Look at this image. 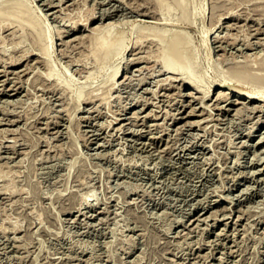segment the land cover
Returning a JSON list of instances; mask_svg holds the SVG:
<instances>
[{"label":"rangeland","instance_id":"obj_1","mask_svg":"<svg viewBox=\"0 0 264 264\" xmlns=\"http://www.w3.org/2000/svg\"><path fill=\"white\" fill-rule=\"evenodd\" d=\"M27 1L33 7L34 13L39 14L49 28L53 26L49 33L53 36L49 57L53 69L50 76L46 75L48 70L45 68L47 67H42L35 60L37 56L44 57L39 53L34 54L35 51L31 50L34 47H31L32 43L29 44V39L27 40L29 42L25 41L26 45L24 43V46H27L26 49L32 52H23L24 56L23 54L20 56L23 58L15 61L17 66L10 67V64H7L10 59L8 53L11 51V48H9L11 44L9 45L8 42L10 37L7 38L0 31V41L1 38L5 37L1 43L4 42V46L6 45V55L8 54V60L5 59L4 66H2L3 62L0 66L1 69L6 71V73L0 72L2 76V78L0 76V80H4V83L0 81V99L2 98L0 108L2 105L4 107L0 112V163L2 162L0 167L4 171L5 168L9 169L6 173L0 168V182L2 183L0 184V264H264V147L262 144L264 143V122L259 124L260 119L264 117V100H262L264 96L260 100L253 101L249 100L247 95L243 97L238 94L240 92L238 89H242L241 85L244 86L243 89H248L247 91H264V82L261 79L253 78L250 80L251 78H248L246 79L248 82L244 79L245 82L241 83L234 79L231 81L228 78L232 77L234 72L231 71L238 67L237 65L243 67L244 71L254 72L253 74L257 73L259 75L264 71V69L261 71L264 65L259 68V63H261L259 61L264 60V0H232V2H230L231 0H223L224 2L221 0V8H218L216 13L214 10L216 15L211 8V2H220V0H181V6L176 5L175 0H74L75 3L73 0H63L64 2L62 0H60L61 2L59 0L58 2H56L57 0ZM254 1L259 5H255ZM49 4L53 6L51 7ZM168 5L171 8L167 7ZM224 7L227 9L224 10ZM254 7L256 9H252ZM167 8H170L168 12H166ZM228 9L232 12H229ZM151 11L154 13H151ZM221 11L223 13L227 12L226 15L222 16ZM46 12L48 13L46 14ZM218 12L220 17L222 16L218 25H224H220V30L218 29L219 31L217 30L215 33L220 34L223 30L221 35L224 34L223 32L228 35L224 34L227 41L220 47L222 50L219 47L217 48L209 39L206 43L204 40L207 36L209 38L210 33L206 36L202 31V29L216 23L217 19L220 18ZM55 14L58 16L55 17ZM63 14L68 17H64ZM154 14L156 18L153 17ZM83 19L87 21H83ZM76 21L79 23H75ZM68 24L69 26L72 24V27H74L72 31L74 32L68 34L69 36L66 33H61L60 38L56 37L55 31L70 28L67 27ZM58 25L62 26L59 27ZM104 25L106 26L103 27ZM107 25L108 27L111 25L113 34H116L115 36L120 34L121 31L123 32L124 43L127 46L122 55L110 56L105 62L98 63V65L94 60V56L90 53L92 47L90 44L93 39L91 33L93 31L97 33L98 29H105ZM147 25H155L158 30L166 27L169 32L179 31L188 38L194 57L191 74L199 77V89L210 85L209 97L214 91L211 100H201V90L195 91L191 86H182L178 80L174 82L172 79L171 81V78H175V76L180 78L181 75H175L174 73H165L164 75L162 70H160L161 72L158 71L161 69V64L158 61L159 59L152 58L154 55H151L149 60L139 63L140 65H135V68L134 66H128L125 77L122 76L121 81L117 83L118 85L116 84L118 87L116 86L114 90L107 92L108 94L106 93V95H109V93L112 95L106 96V98L103 96L111 83L108 75L113 70L114 65L119 63L122 65L124 59L128 56L131 58L135 57L134 55L140 56L141 53L144 55L146 51L148 52L146 38L144 37L145 41L143 38L141 41L136 40L139 29ZM95 27L97 31L93 30ZM249 29L251 32H249ZM226 31L230 33L228 34ZM239 34H243L244 37L247 35V37H239ZM2 35L3 37H1ZM71 35L72 39L70 38ZM230 35L232 36L230 37ZM151 37L149 36L147 39ZM246 38L247 40L250 39V43ZM73 39L75 42H72ZM234 40L241 48L237 47L238 44L234 43ZM133 42L134 45H132ZM143 42H145L144 45ZM1 43L0 46L4 47ZM243 43H245V46ZM59 46H61V49ZM133 50L136 51L133 52ZM244 53H248V55ZM33 59L35 62L32 61ZM255 60L259 61L255 62ZM31 61L35 64L34 66L31 65ZM257 63L259 66L257 68L260 71L256 68ZM152 64L156 65L153 66ZM36 65L37 68L40 66L39 70H36ZM234 66L236 67L234 68ZM22 67L26 68L24 72L20 71ZM41 68L43 69L42 72H40ZM121 68L122 66L120 70ZM255 68L257 71H255ZM14 70L20 74L17 75L13 72ZM136 70H139L138 73ZM33 71L36 73H33ZM10 75L11 77H9ZM16 75L18 78L21 77L20 80ZM135 75H138L139 78ZM151 75L153 78L150 77ZM167 75H169V78H167ZM3 76H6L5 79ZM129 76L133 81L129 79L128 82L127 77ZM142 76H145L143 80H146L145 87L144 85L142 87L148 92H145V89L140 87L139 84L134 86L139 79L143 78ZM165 76L169 80L168 83ZM159 77L162 79H158ZM10 78L15 79L14 85V80L10 81ZM222 78H227L230 83L218 86V82ZM160 80L165 81H162L164 84ZM156 84L157 86H160V84L168 86H166V89H161ZM153 85L154 88H151ZM2 86L6 94L5 92L2 93ZM14 86L15 88L18 87L17 92L11 94L13 93L12 90H15ZM148 89L151 92L154 91L153 89L156 91L151 94ZM220 90L230 92V99L237 98L241 102L228 105L229 110L222 111L220 107L225 106L227 103L222 101L220 102L222 104L216 108L218 104L214 105V97ZM79 92L80 95L78 96ZM99 93L102 94L103 98L102 96L98 97L100 96ZM139 95L141 97L138 99ZM149 95L151 98H148ZM11 96H13V99H11ZM94 96L95 98H93ZM182 96L183 98H181ZM197 97L198 99H196ZM3 99L11 100L8 104L5 100V104ZM100 99L105 100L97 101ZM180 99L183 104L187 105L185 106V112L182 113L180 111L184 107L178 109ZM195 99L201 101L198 102ZM148 101L151 103H148ZM165 101L166 103H164ZM139 102L146 103L140 105ZM156 102H159L160 106ZM200 102L203 103L200 104ZM12 105H14L13 108ZM172 105L173 107H171ZM253 106L258 107L256 109L254 107L253 110ZM208 108L214 111H206ZM87 109L89 110L87 111ZM162 109L167 112L163 113ZM190 109L194 110L193 114L185 115L187 110L191 111ZM123 110L128 112L127 116L120 115L124 112ZM144 111H148V113L145 115L143 114ZM197 111H200L199 113H202V116ZM139 113H141L142 119ZM155 114L160 115L155 116ZM204 114L207 116L205 117ZM14 115L17 116H15L16 120L18 118L17 121ZM176 115L177 117L182 116V118L178 122H172L171 117ZM128 116L129 118H127ZM83 117L88 119L85 118V120ZM120 117H125V119L120 122ZM197 117L198 120H196ZM110 118H113L112 123ZM199 118L201 122H199ZM189 119H193L194 122L190 123ZM162 120L165 121L162 122ZM149 121L156 125L158 123V127L156 128V125L150 124ZM205 121L207 122L206 125H204ZM216 121L217 123H215ZM174 127L178 130H174ZM94 128L99 129L95 130ZM108 130H111V132L109 131L110 134ZM249 130L253 135L250 138L245 135ZM153 133L157 134L154 136ZM158 133L161 134V139ZM260 135L262 138H259ZM92 139L97 142H93ZM144 142H147V144ZM165 144L167 145L165 146ZM171 144L176 146L174 147ZM242 145L246 146L241 147ZM189 147L190 149H188ZM191 149H196V151L192 152ZM240 149L244 150L245 153L244 157L237 162ZM178 151H181V153L183 151V153L181 154ZM97 152L98 154H96ZM4 153L5 155L7 153L8 157ZM7 158L8 161L4 165L5 161L2 160H7ZM257 159L259 162H256ZM12 162L14 165H11ZM7 165H11V167ZM260 166L262 167L260 168ZM211 168L212 170H209ZM251 169H253L252 173H250ZM247 173L252 176H248ZM233 183H239L238 191L235 190L236 186ZM245 186L248 188L246 189ZM86 200H88L87 203L91 202L90 206L85 203ZM224 213H226V217ZM207 214L210 216L205 219ZM83 218L85 219L81 220ZM223 227L225 228L223 229ZM216 231L220 232L214 234ZM186 233L187 235H185ZM213 235L216 241L213 240ZM198 247L199 249L196 251ZM208 254L209 257L207 258Z\"/></svg>","mask_w":264,"mask_h":264},{"label":"bare ground","instance_id":"obj_2","mask_svg":"<svg viewBox=\"0 0 264 264\" xmlns=\"http://www.w3.org/2000/svg\"><path fill=\"white\" fill-rule=\"evenodd\" d=\"M42 1H44V0H41V2ZM56 1V0H55ZM55 1H53V2H55ZM60 1V0H59ZM63 1V0H62ZM74 1V0H73ZM78 1V0H77ZM183 1V0H182ZM212 1V0H211ZM213 1H215V0H213ZM228 1V0H227ZM46 2V1H45ZM53 2H49V3H51V4H54ZM56 2H58V0L56 1ZM61 2V1H60ZM64 2V1H63ZM68 2H71V1H68ZM177 2V3H176ZM222 2H224L223 0H222ZM222 2H221V0H220V2H211V8L213 9V13H214V10H215V13H216V10H218V8H221V6H222ZM226 2V1H225ZM230 2H232V0L230 1ZM252 2V1H251ZM255 2V1H254ZM66 3V2H65ZM74 3H75V1H74ZM73 3V4H74ZM174 3H176V5H180L181 6V0H175V2ZM46 4V3H45ZM56 4V3H55ZM64 4V3H63ZM67 4V3H66ZM224 4H226V3H224ZM229 4V3H228ZM232 4V3H231ZM50 5V4H49ZM56 5H58V4H56ZM65 5V4H64ZM68 5V4H67ZM70 5V4H69ZM72 5V4H71ZM251 5H252V3H251ZM255 5H259V4H256V2H255ZM46 6V5H45ZM48 6V5H47ZM51 7L53 6V5H50ZM59 6H60V4H59ZM223 6H226V5H223ZM232 6V5H231ZM49 7V6H48ZM63 7H65V6H63ZM167 7H170L169 5L167 6ZM230 7V6H229ZM228 7V8H229ZM253 7V6H252ZM257 7V6H256ZM56 8H58V7H56ZM66 8H67V6H66ZM135 8V7H134ZM171 8V7H170ZM170 8H167V10H166V12H168L169 11V9ZM232 8V7H231ZM49 9V8H48ZM59 9V8H58ZM61 9H62V7H61ZM65 9V8H64ZM132 9V8H131ZM137 9V8H136ZM225 9H227L226 7H224V10ZM252 9H256L255 7L254 8H252ZM53 10V9H52ZM105 10V9H104ZM147 10V9H146ZM223 10V9H222ZM229 10V12L231 11L232 12V10H230V9H228ZM227 10V11H228ZM61 11V10H60ZM59 11V12H60ZM106 11V10H105ZM147 11H149V10H147ZM35 11H34V9H33V7H31L30 5H29V3H28V1L27 0H0V31L2 32V33H4L5 35L4 36H7V38L8 37H10V39H8L9 41V45L11 44V47H9V48H11V51L7 54L9 57L8 58H10L9 59V61H8V63L7 64H10V67L11 66H17L16 65V63H15V61L17 60H19V58H23V57H20V56H22V54H23V56H24V53L23 52H29L30 53V51L32 50V51H35V53L34 54H42L43 55V57L44 58H42V57H36V59H35V57H34V59L37 61V63L38 64H40V65H42V67H47V68H45V69H47L46 71H47V73H46V75H48V76H50L51 74H52V69H53V66H52V64H51V62H50V59H49V57H50V54H51V48H50V44L52 43V34H49L50 32H51V29H52V27L51 28H49V26L48 25H46L45 23H44V21L41 19V17L39 16V14H35L34 13ZM51 12V11H50ZM57 12V11H56ZM153 11H151V13H152ZM220 12V11H219ZM218 12V17H220V13ZM222 12V11H221ZM234 12V11H233ZM48 12H46V14H47ZM62 13H63V11H62ZM103 13V12H102ZM136 13V12H135ZM148 13H150V11L148 12ZM154 13V12H153ZM212 12H211V14H213ZM214 13V14H215ZM223 13V12H222ZM221 13V14H222ZM226 13L227 12H225V13H223V15L222 16H224V14L226 15ZM51 14H53V13H51ZM59 14V13H58ZM67 14V13H66ZM69 14V13H68ZM137 14H139V13H137ZM147 14V13H146ZM145 14V15H146ZM233 14V13H232ZM54 15V14H53ZM56 15L57 14H55V17H56ZM92 15H95V14H92ZM103 15V14H102ZM111 15V14H110ZM140 15V14H139ZM150 15H153V14H150ZM216 15V14H215ZM235 15V14H234ZM58 16V15H57ZM61 16V15H60ZM63 16H64V14H63ZM104 16V15H103ZM102 16V17H103ZM211 16H214V15H211ZM221 16V17H222ZM230 16V15H229ZM43 17V16H42ZM64 17H68V16H64ZM63 17V18H64ZM90 17V16H89ZM151 17V16H150ZM153 17H155V14H154V16ZM221 17L220 18H218L217 19V21H216V23H214V22H210V23H214L212 26H209V27H207V28H204V29H202V31H203V33H204V35H208V33H210V35H209V38H208V36H207V38L204 40V41H206V43H208V39L209 40H211V42L213 43V44H215V46L218 48L219 47V49H220V47H222V44H224V42L225 41H227V38H226V36L225 35H227V34H225V32H223L224 34L223 35H221V33H222V31H221V33L219 34V33H215L220 27V25H224V24H220V25H218V22H219V20H221ZM58 18V17H57ZM61 18H62V16H61ZM88 18V17H87ZM156 18V17H155ZM223 18H226V17H223ZM238 18V17H237ZM68 19V18H67ZM89 19V18H88ZM164 19V18H163ZM165 19H167V18H165ZM60 20H63V19H60ZM86 20V19H85ZM84 19H83V21H85ZM90 20V19H89ZM215 20H216V18H215ZM234 20H236V19H234ZM65 21H68V20H65ZM87 21V20H86ZM92 21V20H91ZM226 22H228L227 20H225ZM64 22V21H63ZM69 22V21H68ZM71 22V21H70ZM69 22V23H70ZM80 22H82V21H80ZM66 23V22H65ZM64 23V24H65ZM73 24H74V22H72ZM75 23H77V21L75 22ZM79 23V22H78ZM77 23V24H78ZM234 23V22H233ZM76 24V25H77ZM71 26H69V24L67 25V27L69 26L70 28H66V29H63V30H61V29H57L56 31H55V29H56V27H54L53 29H54V31H55V35L57 34V36L56 37H59V36H61L62 34H64V33H66V35H68V34H72L74 31H72L73 29H74V27H72V24H70ZM81 25H84V24H81ZM209 25H211V24H209ZM226 25V24H225ZM232 25V24H231ZM233 25H235V24H233ZM59 26V25H58ZM60 26H62V25H60ZM59 26V27H60ZM88 26V25H87ZM98 26H100V25H98ZM97 26V27H98ZM106 25H104L103 27H105ZM110 27H108V25H107V28H105V29H98V31L96 30L97 28L95 27V29H93V30H96L97 31V33L96 32H94L93 31V33H95V34H93V33H91L92 35V38L90 37V40L92 41H90L91 42V48H90V53L94 56V60H96V62H97V64L99 63H101V62H105V60L108 58V57H110V56H113V55H119V54H123V51L126 49V46L127 45H125V43H124V38H123V32L121 31L120 32V34H118L117 36H115L114 34H113V29H112V27H111V25H109ZM113 26V25H112ZM229 26H230V24H229ZM238 26V25H237ZM58 27V28H59ZM76 27V26H75ZM84 27H86V26H84ZM216 27V28H215ZM235 27V26H234ZM258 27V26H257ZM261 27V26H260ZM63 28V27H62ZM65 28V27H64ZM214 28H215V30H214ZM230 28H232V26H230ZM236 28V27H235ZM234 28V29H235ZM257 29V31H258V28H256ZM255 29V30H256ZM262 29H263V27H262ZM220 30V29H219ZM218 30V31H219ZM260 30V29H259ZM70 31H72L71 33H69ZM166 31H168V32H166ZM239 31H241V30H239ZM254 31V30H253ZM227 32V31H226ZM249 32H251L250 31V29H249ZM255 32V31H254ZM254 32H253V34H254ZM259 32V31H258ZM62 33V34H61ZM168 33V34H167ZM228 33V32H227ZM230 33V32H229ZM228 33V34H229ZM53 34H54V32H53ZM213 34V35H212ZM236 34V33H235ZM250 34H252V33H250ZM258 34V33H257ZM1 35V34H0ZM74 35V34H73ZM114 35V36H113ZM232 35H234V34H232ZM232 35H230V37L232 36ZM244 35H246V34H244ZM69 36V35H68ZM76 36H78V35H76ZM80 36V35H79ZM138 37H137V39L136 40H143L144 39V37L146 38V40H147V42H146V47L148 48L147 50H148V52L146 51V53H147V55H146V53L143 55V53H139L140 54V56H136V55H134L135 57H131L130 58V56H128L127 58H125L124 59V61H123V63H122V65L119 63V64H116V65H114V67H113V70L111 71V73L108 75V79L109 80H111V83L109 84V88L107 89V87H106V89L107 90H105V94L103 95L105 98H106V96L107 97H109V95H110V93H109V95H106V93L107 92H109V91H111V90H114L115 89V87L118 85L117 83L119 82V81H121L120 79H121V77L122 76H124L125 75V72H126V69L128 68V66L130 67H132V66H134V68L136 67L135 65H137L138 66V64L140 63L141 64V62H144V61H147V60H149V58L151 57V55L153 56L154 55V57H152V58H156L155 60H157V59H159L158 61H159V63L161 64V69H157L158 71H160V70H162L163 71V73H164V75H165V73H174L175 75H181V77L180 78H178L177 76H175V78L173 77V78H171V76H170V78H171V81H172V79L174 80V82H175V80H178V81H180L181 83V85L182 86H188V87H190L191 86V88H193V89H195V91H202V95H200L201 96V100L203 99V100H205V99H212V95L214 94V91H213V93L211 94V96L209 97V88H210V85H208L207 87H205V88H203V89H199V87H200V79H199V77H196V76H194V75H192L191 74V71L193 70V66H194V57H193V55H192V52H191V49H190V45H189V40H188V38L187 37H185V36H183L182 35V33H180L179 31H174V32H169V29L168 28H166V27H163V29L162 30H158L157 29V27L155 26V25H150V26H143V27H141L140 29H139V31H138V35H137ZM151 37V38H149V39H147L148 37ZM228 36V35H227ZM235 36V35H234ZM238 36V35H237ZM240 36H243V34L242 35H240L239 34V37ZM260 36V35H259ZM1 37H3V35L1 36ZM63 37V36H62ZM72 37V35L70 36V38ZM74 37V36H73ZM244 37V36H243ZM242 37V38H243ZM245 37H247V35L245 36ZM244 37V38H245ZM249 37V36H248ZM60 38V37H59ZM67 38H69V37H67ZM78 38V37H77ZM143 38V39H142ZM234 38H236V37H234ZM3 39H5V37L3 38ZM3 39L1 38V41H0V43L3 41ZM29 39V41H27ZM72 39V38H71ZM233 39V38H232ZM237 39H238V37H237ZM236 39V40H237ZM255 40H257L256 38H254ZM263 39V38H262ZM65 40V39H64ZM74 40V39H73ZM77 40V39H76ZM239 40H242V39H239ZM246 40H247V38H246ZM250 40V39H249ZM249 40H247L248 41V43H250V41ZM255 40H253V41H255ZM6 41H7V39H6ZM25 41H27V42H29V44L30 43H32V45H31V47H34V48H32L31 50H29L28 51V49H26V47L27 46H24V43H25V45H26V42ZM67 41H69V40H67ZM139 41V42H140ZM144 41H145V39H144ZM231 41V40H230ZM244 41V40H243ZM260 41V40H259ZM8 42H7V44H8ZM59 42H60V40H59ZM72 42H75V40L74 41H72ZM134 42H138V41H134ZM134 42H133V44L132 45H134ZM236 41L234 40V43H235ZM241 42V41H240ZM4 43V42H3ZM3 43H1V45H3L4 46V44ZM64 43V42H63ZM67 43V42H66ZM228 43H229V41H228ZM228 43H226V44H228ZM237 43V42H236ZM245 43H247V42H245ZM245 43H243L244 44V46H245ZM258 43V42H257ZM28 44V45H29ZM137 44V43H136ZM141 44V43H140ZM145 44V42H143V45ZM231 44V43H230ZM229 44V45H230ZM238 44V43H237ZM142 45V44H141ZM232 45H233V43H232ZM235 45V44H234ZM248 45H250V44H248ZM256 45V44H255ZM6 46V45H5ZM1 47L0 46V66L2 65V62H3V65L2 66H4V62H5V59H6V61L8 60L7 59V55H6V50H7V48L6 47ZM61 46H59V48H60ZM145 47V46H144ZM213 47V46H212ZM235 47H236V45H235ZM237 47H240L241 48V46H239V44H238V46ZM251 47V46H250ZM252 47H253V45H252ZM132 48H133V46H132ZM139 48V47H138ZM142 49H143V47H141ZM140 48V49H141ZM223 48H224V46H223ZM33 49H37V50H33ZM61 49V48H60ZM139 49V50H140ZM141 49V50H142ZM131 50V49H130ZM137 50V49H136ZM136 50H133V52L134 51H136ZM143 50V51H144ZM220 50H222V49H220ZM31 51V52H32ZM37 51V52H36ZM39 51V52H38ZM25 52V53H26ZM155 52V53H154ZM138 53V52H137ZM137 53H135V54H137ZM152 53H154V54H152ZM138 54V55H139ZM244 54H247L248 55V53H244ZM11 55V56H10ZM130 55V54H129ZM26 56V55H25ZM27 56H28V54H27ZM121 57V56H120ZM188 58V60L186 61V59ZM28 59V58H27ZM34 59L32 60V61H34ZM154 59H152V60H154ZM262 60H263V58H261ZM21 60V59H20ZM151 60V59H150ZM154 60V62H157V61H155ZM260 60V59H259ZM259 60H255V62H257V61H259ZM30 62L31 63V65H35V64H33V62ZM186 61V62H185ZM9 62H11V63H9ZM35 62V61H34ZM184 62V63H183ZM259 62H261V63H259ZM258 63L260 64L259 66H258V63H257V65H256V68L257 67H259V68H261V65H264V60L263 61H259ZM152 63H153V61H152ZM246 63V62H245ZM24 64V63H23ZM23 64H21V65H23ZM37 64V65H38ZM98 64V65H99ZM139 64V65H140ZM150 64V63H149ZM6 65V64H5ZM37 65H36V67L35 68H37ZM146 65H148V64H146ZM153 66L154 65H156V64H152ZM151 65V66H152ZM30 66V65H29ZM122 66V68H121V70H120V67ZM142 66V65H141ZM152 66V67H153ZM238 67H236V66H234V68L235 69H233V67H232V69L234 70H232L231 72H234L233 74H232V77L230 76V77H228L231 81H232V79H234L235 81H240L241 83L242 82H245V81H243L244 79L246 80V79H248V78H251L250 80H252L253 78H256V79H261L263 82H264V75H261L262 73L264 74V71L263 72H261V74L259 73V75L257 74V73H255V74H253L254 72H247V71H244V68L243 67H240V65H237ZM25 67V66H24ZM40 67V66H39ZM38 67V68H39ZM140 67V66H139ZM144 67V66H143ZM142 67V68H143ZM147 67V66H146ZM149 67H150V65H149ZM151 67V68H152ZM157 67V66H156ZM7 68V67H6ZM18 68H21V67H18ZM27 68H29L28 66H27ZM31 68V67H30ZM36 69V70H39V69ZM141 68V67H140ZM238 68V69H237ZM254 68V67H253ZM256 68H255V71H257L256 70ZM259 68H257L258 70H259ZM25 69L26 68H23L22 67V69L20 70V71H25ZM133 69V68H132ZM144 69V68H143ZM142 69V70H143ZM148 69V68H147ZM153 69V68H152ZM151 69V70H152ZM241 69H243V70H241ZM264 69V67L261 69V71ZM11 70H12V68H11ZM16 70H19V69H16ZM28 70V69H27ZM26 70V71H27ZM33 70V69H32ZM42 68H41V70H40V72H42ZM119 70H120V73H119ZM140 70V69H139ZM138 70V71H139ZM144 70H146V69H144ZM245 70H247V69H245ZM3 71V73L5 72L6 73V71H5V69H1L0 68V72H2ZM8 71H10V70H8ZM29 71V70H28ZM137 71V70H136ZM138 71H137V73H138ZM141 71V70H140ZM158 71H156V72H158ZM251 71V70H250ZM260 71V70H259ZM14 73H17V71L15 72V70L13 71ZM38 72V71H37ZM134 72V71H133ZM144 72V71H143ZM148 72H149V70H148ZM156 72H155V75H156ZM161 72V71H160ZM2 73V74H3ZM22 73V72H21ZM29 73V72H28ZM33 73H36L35 71H33ZM45 73V72H44ZM119 73V74H118ZM131 73V72H130ZM130 73H128V74H130ZM152 73V72H151ZM12 74V73H11ZM20 73H17V75H19ZM133 74V73H132ZM141 74V73H140ZM145 74V73H144ZM143 74V75H144ZM150 74V73H149ZM152 74H154V73H152ZM5 75V74H4ZM7 75V74H6ZM13 75V74H12ZM17 75H16V77H17ZM146 75V74H145ZM148 75V74H147ZM1 76V75H0ZM13 76H15V75H13ZM25 76V75H24ZM136 76V75H135ZM158 76V75H157ZM168 77L167 78H169V75H167ZM4 77V79H5V77L6 76H3ZM8 77V76H7ZM9 77H11V75L9 76ZM16 77H14L16 80H17V78ZM125 77V76H124ZM136 77H138V75L136 76ZM143 77V76H142ZM151 78H153L152 77V75L150 76ZM155 77V76H154ZM1 78H2V76H1ZM20 78L21 77H19L18 79L20 80ZM23 78V77H22ZM123 78V77H122ZM128 78V82H129V79L131 78L130 76L129 77H127ZM133 78H135V77H133ZM139 78V77H138ZM145 78V76L143 77V78H141V79H139L138 80V83H136V84H134V86H136L137 84H139L140 85V87H142L145 83H146V80H143ZM156 78V77H155ZM154 78V79H155ZM164 78V77H163ZM165 78H166V76H165ZM165 79V80H167V83H168V79ZM178 78V79H177ZM11 79V78H10ZM13 79V78H12ZM12 79L10 80V81H12ZM15 79H13L14 80V83H13V85L15 84ZM107 79V80H108ZM137 79V78H136ZM158 79H162V78H158ZM127 80V79H126ZM130 80H132V79H130ZM147 80H149V79H147ZM153 80V79H152ZM228 79L227 78H222L219 82H218V86H220V85H222V84H224V83H227V84H229L230 82V80L229 81H227ZM233 80V81H234ZM242 80V81H241ZM1 81V80H0ZM4 81V80H3ZM3 81H1L2 83H4ZM6 81V80H5ZM24 81V80H23ZM133 81V80H132ZM150 81V80H149ZM161 81V80H160ZM163 81V80H162ZM161 81V82H162ZM8 82V81H7ZM20 82V81H19ZM22 82V81H21ZM125 82V81H124ZM157 82V81H156ZM156 82H154V83H156ZM163 82H165V81H163ZM162 82V83H163ZM246 82H248V80H246ZM11 83V82H10ZM9 83V84H10ZM11 83V84H12ZM18 83V82H17ZM16 83V84H17ZM126 83V82H125ZM149 83V82H148ZM151 83V82H150ZM170 83V82H169ZM172 83V82H171ZM22 84V83H21ZM20 84V85H21ZM117 84V85H116ZM121 84H123V83H121ZM128 84V83H127ZM158 84V83H157ZM157 84H156V86H157ZM164 84V83H163ZM163 84H160V88L161 89H166V86H168V85H166V86H162ZM234 84V83H233ZM240 84V83H239ZM3 85V84H2ZM18 85H19V83H18ZM17 85V86H18ZM124 85V84H123ZM122 85V86H123ZM147 85V84H146ZM155 85V84H154ZM154 85L151 87V88H154ZM176 85V84H175ZM7 86H8V84H7ZM21 86H23V85H21ZM125 86V85H124ZM126 86H128V85H126ZM133 86V85H132ZM132 86H130V87H132ZM133 86V87H134ZM138 86V85H137ZM157 86V87H158ZM3 87V86H2ZM10 87H12L11 85H10ZM118 87V86H117ZM144 87H145V85H144ZM144 87H142V88H144ZM158 87V88H159ZM171 87V86H170ZM175 87H177V86H175ZM225 87V86H224ZM243 85H241V88L242 89H238L240 92L238 93L239 95H241V96H243V97H246V95H247V97L249 98V100H260L261 99V97L262 96H264L263 95V93H264V91H253V90H250V91H247L248 89H243ZM6 88V87H5ZM13 88V87H12ZM142 88H140V89H142ZM146 88H147V86H146ZM150 88V87H149ZM178 89H180L179 87H177ZM230 88V87H229ZM14 89L15 90H12L13 91V93H11V94H14V93H16L17 92V89H18V87H16L15 88V86H14ZM105 89V88H104ZM117 89V88H116ZM145 89V88H144ZM156 89V88H155ZM155 89H153L154 91H152V92H155L156 90ZM160 89V90H161ZM169 89V88H168ZM176 89V88H175ZM226 89V88H225ZM1 90H2V93H4L5 92V94H6V91H4V87L3 88H1ZM22 90V89H21ZM149 90V89H148ZM170 90V89H169ZM192 90V89H191ZM233 90V89H232ZM11 91V92H12ZM103 91V90H102ZM142 91V90H141ZM145 92H148L146 89L144 90ZM150 91V90H149ZM159 91V90H158ZM163 91V90H162ZM178 91H181V90H178ZM193 91V90H192ZM191 91V92H192ZM227 91V90H226ZM229 91V90H228ZM247 91V92H246ZM10 92V91H9ZM21 92V91H20ZM23 92V91H22ZM21 92V93H22ZM151 92V91H150ZM151 92V94H153ZM190 92V93H191ZM194 92V91H193ZM25 93V92H24ZM61 93V92H60ZM102 93V92H101ZM158 93H160V92H158ZM184 93V92H183ZM229 93L230 92H224L223 90L221 91H218L217 92V95H216V97H214L215 99H214V105H217L218 104V106H216V108L217 107H219V105H221L222 103H220V102H227L226 104H225V106H221L220 107V109L222 110V111H226V110H229V108L230 107H228V105H234V104H238L239 102H241V101H239V100H237V98H235V99H230V95H229ZM100 94V93H99ZM108 94V93H107ZM140 94H142V93H140ZM145 94V93H144ZM143 94V95H144ZM149 94V93H148ZM162 94H164V93H162ZM166 94H167V92H166ZM166 94H164V95H166ZM169 94V93H168ZM178 94H179V92H178ZM181 94V93H180ZM188 94H189V92H188ZM192 94V93H191ZM190 94V95H191ZM23 95H25V94H23ZM80 95V92H79V94H78V96ZM112 95V94H111ZM110 95V96H111ZM17 97H18V95H16ZM60 96H61V94H60ZM102 96V94H100V96H98V97H101ZM103 96H102V98H103ZM147 96V95H146ZM154 96V95H153ZM156 96V95H155ZM160 96V95H159ZM192 96V95H191ZM194 96H196V95H194ZM241 96H239V97H241ZM12 98L11 99H13V96H11ZM57 97H59V96H57ZM57 97H55V98H57ZM139 97H141L140 95L138 96V99H139ZM150 97V95L148 96V98ZM4 98V97H3ZM7 98V97H6ZM19 98H20V96H19ZM93 98H95V96L93 97ZM101 98V99H102ZM147 98V97H146ZM151 98V97H150ZM157 98V97H156ZM160 98V97H159ZM180 98V97H179ZM181 98H183V96L181 97ZM189 99H191L190 97H188ZM187 98V99H188ZM195 98V97H194ZM2 99V98H1ZM0 99V100H1ZM11 99H9V100H11ZM59 99V98H58ZM97 100V101H99V102H101V101H104L105 99H103V100ZM138 99H136V100H138ZM141 99H143V98H141ZM196 99H198V97L196 98ZM195 99V100H196ZM4 100V103H5V100H7V104H8V102H9V100L8 99H3ZM16 100H17V98H16ZM16 100H14V101H16ZM91 100H93V99H91ZM146 100V99H145ZM150 100V99H149ZM151 100H153V99H151ZM165 100V99H164ZM181 100V99H180ZM179 100V107H178V109H181L182 107H184L183 108V110L182 111H180L181 113L185 110V106H187V105H185V104H183V102H182V100L180 101ZM192 100V99H191ZM201 100H196V101H201ZM209 100V101H210ZM262 100H264V99H262ZM261 100V101H262ZM2 101V100H1ZM0 101V102H1ZM13 101V100H12ZM12 101H11V103H12ZM19 101H20V99H19ZM96 101V102H97ZM107 101V100H106ZM141 101V100H140ZM147 101V100H146ZM156 101V100H155ZM186 101V100H185ZM16 102H18V101H16ZM16 102H15V104H16ZM90 102V101H89ZM93 102V101H92ZM95 102V103H96ZM153 102V101H152ZM162 102V101H161ZM189 102V101H188ZM204 102V101H203ZM203 102H200V104H202ZM212 102V101H211ZM248 102V101H247ZM3 103V104H4ZM91 103V102H90ZM135 103H137L136 101H135ZM140 103V105H145V103L146 102H139ZM148 103H151V102H149L148 101ZM147 103V104H148ZM154 103V102H153ZM157 103V102H156ZM159 103V102H158ZM158 103H157V105H158ZM164 103H166V101L164 102ZM174 103H175V101H174ZM185 103V102H184ZM187 103V102H186ZM243 103V102H242ZM6 104V103H5ZM13 104V103H12ZM14 104V105H15ZM155 104V103H154ZM188 104V103H187ZM207 104H208V102H207ZM244 104V103H243ZM14 105H12V108H13V106ZM102 105V104H101ZM163 105V104H162ZM176 105V104H175ZM193 105V104H192ZM192 105H191V107H192ZM254 105H256V104H254ZM259 105V104H258ZM1 106V105H0ZM11 106V105H10ZM93 106V105H92ZM125 106V105H124ZM123 106V107H124ZM158 106H160V103H159V105ZM204 106V105H203ZM208 106H209V104H208ZM208 106H206V107H208ZM212 106V105H211ZM226 106H227V108H226ZM247 106V105H246ZM2 107H3V105H2ZM2 107L0 108L1 110H0V112L2 111ZM16 107V106H15ZM96 106H94V108H95ZM98 107H99V104H98ZM104 107V106H103ZM141 107V106H140ZM165 107V106H164ZM171 107H173V105L171 106ZM170 107V108H171ZM195 108H197L196 106H194ZM205 107V106H204ZM210 107V106H209ZM232 107V106H231ZM254 107L255 106H253V110H254ZM258 107V106H257ZM257 107H255V109L257 108ZM264 107V106H263ZM4 108V107H3ZM91 108V107H90ZM89 108V109H90ZM100 108V107H99ZM125 108H127V107H125ZM153 108V107H152ZM190 108V107H189ZM236 108V107H235ZM252 108V107H251ZM261 108V107H260ZM15 109V108H14ZM77 109H79V108H77ZM83 109V108H82ZM89 109H87V111L89 110ZM96 109H97V107H96ZM101 109V108H100ZM138 109V108H137ZM165 109V108H164ZM237 109H238V107H237ZM10 110V109H9ZM103 110V109H102ZM125 110V109H124ZM123 110V111H124ZM135 110V109H134ZM134 110H132V111H134ZM138 110H140V109H138ZM144 110V109H143ZM160 110V109H159ZM163 110V109H162ZM189 110V109H188ZM187 110V112H186V114L185 115H192L193 114V109L191 110V111H188ZM207 110H209V108L208 109H206V111ZM212 109H210L209 111H211ZM261 110V109H260ZM11 111H13V110H11ZM15 111V110H14ZM59 111V110H58ZM98 111H100V110H98ZM120 111V110H119ZM118 111V112H119ZM150 111V110H149ZM151 111H152V109H151ZM156 111V110H155ZM175 111H178V110H175ZM174 111V112H175ZM178 111V112H179ZM205 111V112H206ZM212 111H214V110H212ZM211 111V112H212ZM220 111V110H219ZM4 112V111H3ZM8 112V111H7ZM6 112V113H7ZM10 112V111H9ZM61 112H63V111H61ZM85 112H86V110H85ZM105 112V110L103 111V113ZM107 112V111H106ZM136 112V111H135ZM134 112V113H135ZM145 112V111H144ZM153 112V111H152ZM152 112H150V113H152ZM163 113H165V112H167V111H165L164 112V110L162 111ZM185 112V111H184ZM200 112V111H199ZM198 111H197V113L198 114H200ZM204 112V111H203ZM218 112V111H217ZM229 112V111H228ZM237 112V111H236ZM235 112V113H236ZM5 113V112H4ZM12 113V112H11ZM15 113V112H14ZM16 113H17V111H16ZM94 113H96V112H94ZM98 113V112H97ZM127 111H124V112H122L120 115H122V116H124V115H126L127 116ZM133 113V112H132ZM146 113H148V111L147 112H145V113H143V114H145L146 115ZM149 113V114H150ZM156 113H157V111H156ZM171 113V112H170ZM197 113H196V115H197ZM206 113H209V112H206ZM221 113V112H220ZM263 113V112H262ZM20 114V113H19ZM19 114H16V115H19ZM100 114H102L101 112H100ZM107 114H108V112H107ZM106 114V115H107ZM137 114V113H136ZM140 114L141 113H139V116H140ZM168 114H169V111H168ZM168 114H167V116H168ZM202 114V113H201ZM200 114V115H201ZM209 114H211V113H209ZM226 114V113H225ZM230 114V113H229ZM16 115H14V118H15V116ZM57 115H59V114H57ZM87 115V114H86ZM85 115V116H86ZM89 115V114H88ZM92 115V114H91ZM90 115V116H91ZM94 115H96V114H94ZM98 115V114H97ZM114 115V114H113ZM112 115V116H113ZM118 115V114H117ZM130 115H131V113H130ZM138 115V114H137ZM154 115V114H153ZM156 115H158V114H155V116ZM160 115V114H159ZM158 115V116H159ZM165 115V114H164ZM184 115V116H185ZM205 115V114H204ZM222 115V114H221ZM264 115V114H263ZM7 116V115H6ZM66 116V115H65ZM99 116V115H98ZM105 116V115H104ZM108 116V115H107ZM111 116V115H110ZM138 116V117H139ZM161 116H162V114H161ZM166 116V115H165ZM202 116V115H201ZM201 116H200V118H201ZM207 115H205V117H206ZM215 116H217V115H215ZM227 116V115H226ZM17 117V116H16ZM19 117H21V116H19ZM109 117V116H108ZM115 117V116H114ZM141 117V116H140ZM144 117V116H143ZM149 117H151V116H149ZM163 117V116H162ZM169 118H170V116H168ZM204 116H203V118H205ZM209 117V116H208ZM217 117H219V116H217ZM2 118H3V116H2ZM7 118H8V116H7ZM7 118H5V119H7ZM12 118V117H11ZM10 118V119H11ZM68 118V117H67ZM84 118V117H83ZM86 118V117H85ZM84 118V119H85ZM101 118H103V117H101ZM106 118V117H105ZM127 118H129V116L127 117ZM133 118V117H132ZM137 118V116L135 117V119ZM145 118V117H144ZM143 118V119H144ZM153 118V117H152ZM151 118V119H152ZM182 118V116H179V117H177V115L176 116H172L171 117V119H172V122H178V121H180V119ZM199 118V122H201V119ZM210 118H212V117H210ZM220 118H222V117H220ZM224 118V117H223ZM20 119V118H19ZM52 119V118H51ZM86 119H88V118H86ZM85 119V120H86ZM96 119V118H95ZM94 119V120H95ZM111 119V118H110ZM113 119V118H112ZM112 119H111V123H112ZM115 119V118H114ZM125 119V117H120V122H122L121 120H124ZM141 119H142V117H141ZM162 119V118H161ZM185 119V118H184ZM205 119H207V118H205ZM213 119V118H212ZM7 120H9V119H7ZM13 120V119H12ZM15 120H16V118H15ZM17 120H18V118H17ZM16 120V121H17ZM45 120H47V119H45ZM49 120V119H48ZM62 120V119H61ZM158 120H160V119H158ZM187 120H188V118H187ZM190 120V119H189ZM196 120H198V117L196 118ZM196 120H195V122H196ZM204 120V119H203ZM3 121V120H2ZM6 121V120H5ZM14 121V120H13ZM52 121V120H51ZM50 121V122H51ZM59 121V120H58ZM64 121V120H63ZM63 121H62V123H63ZM115 122H116V120H114ZM137 121V120H136ZM151 121V120H150ZM149 121V123L150 124H153L152 122H150ZM165 120H162V122H164ZM185 121V120H184ZM193 121V119H191L190 120V123ZM208 121V120H207ZM1 122V121H0ZM4 122V121H3ZM15 122V121H14ZM49 122V121H48ZM119 122V121H118ZM133 122V121H132ZM132 122H129L130 124L132 123ZM155 122V121H154ZM158 122V121H157ZM162 122H160V123H162ZM194 122V121H193ZM192 122V123H193ZM198 122V121H197ZM198 122V124H200ZM206 122V121H205ZM204 122V123H205ZM262 122H264V117H263V119H260V121H259V124L260 123H262ZM45 123V122H44ZM92 123H93V121H92ZM96 123V122H95ZM110 123V124H111ZM128 123V122H127ZM135 123V122H134ZM133 123V124H134ZM137 123H138V121H137ZM142 123V122H141ZM148 123V122H147ZM184 123V122H183ZM208 123H209V121H208ZM215 123H217V121L215 122ZM220 123V122H219ZM47 124V123H46ZM57 124H58V122H57ZM162 124H164V123H162ZM161 124V125H162ZM168 124V123H167ZM179 124V123H178ZM180 124H182V123H180ZM186 124V123H185ZM207 124V122L204 124V125H206ZM212 124H214V123H212ZM50 125V124H49ZM54 125V124H53ZM115 125V124H114ZM114 125H112V126H114ZM119 125V124H118ZM120 125H122V124H120ZM143 125H144V122H143ZM154 126L156 125V124H153ZM152 125V126H153ZM157 125H158V123H157ZM156 125V128L158 127ZM160 125V126H161ZM165 125V124H164ZM164 125H163V127H164ZM188 125H189V122H188ZM45 126V125H44ZM52 126V125H51ZM54 126H57L56 124L54 125ZM59 126V125H58ZM61 126V125H60ZM116 126H117V124H116ZM116 126H114V127H116ZM126 126V125H125ZM160 126H159V128H160ZM166 126V125H165ZM178 126V125H177ZM176 126V127H177ZM183 126V125H182ZM187 126V125H186ZM46 127H47V125H46ZM45 127V128H46ZM49 127V126H48ZM101 127V126H100ZM99 127V128H100ZM108 127H110L109 125H108ZM162 127V126H161ZM179 127V126H178ZM199 127H200V125H199ZM2 128H5V127H2ZM44 128V127H43ZM44 128V129H45ZM92 128V127H91ZM99 128H96V129H99ZM102 128V127H101ZM104 128V127H103ZM120 128V127H119ZM150 128V127H149ZM166 128V127H165ZM179 128H181V127H179ZM184 128V127H183ZM60 129V128H59ZM59 129H57L58 131H59ZM95 129V128H94ZM95 129V130H96ZM124 129V128H123ZM164 129V128H163ZM169 129H170V127H169ZM175 129H177V128H175L174 127V130ZM49 130V129H48ZM61 130V129H60ZM94 130V131H95ZM112 131H114L113 129H111ZM111 130H108V133H109V131L111 132ZM120 130V129H119ZM125 130V129H124ZM141 130H142V128H141ZM146 130H147V128H146ZM158 130H161V129H158ZM178 130V129H177ZM180 130V129H179ZM50 131V130H49ZM48 131V132H49ZM52 131H53V129H52ZM92 131V130H91ZM123 131V130H122ZM126 131V130H125ZM140 131V130H139ZM143 131V130H142ZM149 131V130H148ZM151 131H152V129H151ZM153 131H155V130H153ZM162 132H164L163 130H161ZM181 131V130H180ZM189 131V130H188ZM61 132V131H60ZM59 132V133H60ZM100 132V131H99ZM118 132V131H117ZM116 132V133H117ZM141 132V131H140ZM144 132V131H143ZM168 132V131H167ZM183 132V131H182ZM58 133V132H57ZM105 133V132H104ZM106 133H107V131H106ZM54 134V133H53ZM52 134V135H53ZM61 134V133H60ZM90 134V133H89ZM97 134V133H96ZM110 134V133H109ZM129 134V133H128ZM138 134V133H137ZM142 134V133H141ZM145 134V133H144ZM154 134V133H153ZM155 134H157V133H155ZM155 134H154V136H155ZM159 134V137H160V133H158ZM166 134V133H165ZM169 134V133H168ZM261 134V133H260ZM55 135V134H54ZM103 135H105V134H103ZM127 135V134H126ZM140 135V134H139ZM138 135V136H139ZM147 135V134H146ZM151 135V134H150ZM149 135V136H150ZM246 136H248L249 138L250 137H252L253 135H252V132H251V130H249L246 134H245ZM244 135V136H245ZM87 136V135H86ZM89 136V135H88ZM91 136V135H90ZM89 136V137H90ZM98 136V135H97ZM135 136H136V134H135ZM94 137V136H93ZM106 137V136H105ZM113 137H114V135H113ZM116 137V136H115ZM157 137V136H156ZM155 137V138H156ZM164 137V136H163ZM169 137V136H168ZM53 138H55V137H53ZM88 138V137H87ZM135 138V137H134ZM147 138V137H146ZM154 138V139H155ZM167 138V137H166ZM259 138H262V136L260 135V137ZM89 139V138H88ZM87 139V140H88ZM100 139V138H99ZM103 139V138H102ZM101 139V140H102ZM106 139V138H105ZM130 139V138H129ZM138 139V138H137ZM153 139V140H154ZM158 139V138H157ZM160 139H161V137H160ZM93 140V139H92ZM113 140V139H112ZM167 140V139H166ZM6 141V140H5ZM8 141V140H7ZM95 140H93V142H94ZM103 141V140H102ZM105 141V140H104ZM133 142L135 141V140H132ZM138 141V140H137ZM136 141V142H137ZM140 141V140H139ZM142 141H143V139H142ZM146 141V140H145ZM151 141V140H150ZM160 141V140H159ZM165 141V140H164ZM257 141H259V140H257ZM95 142H97V141H95ZM260 142V141H259ZM264 142V141H263ZM10 143V142H9ZM8 143V144H9ZM99 143V142H98ZM102 143V142H101ZM107 143H108V141H107ZM109 143H111L110 141H109ZM140 143V142H139ZM144 143H146L147 144V142H144ZM153 143V142H152ZM155 143V142H154ZM159 143V142H158ZM8 144H7V146H8ZM11 144H12V142H11ZM14 144V143H13ZM92 144V143H91ZM96 144V143H95ZM104 144V143H103ZM174 144H175V142H174ZM177 144V143H176ZM263 144V147H264V143H262ZM15 145V144H14ZM99 145H100V143H99ZM158 145V144H157ZM167 144H165V146H166ZM172 145V144H171ZM197 145V144H196ZM200 145V144H199ZM12 146V145H11ZM16 146V145H15ZM19 146V145H18ZM103 146V145H102ZM139 146V145H138ZM137 146V147H138ZM144 146V145H143ZM161 146V145H160ZM164 146V147H165ZM172 146H174V145H172ZM176 146V145H175ZM174 146V147H175ZM190 146H192V145H190ZM195 146V145H194ZM201 146V145H200ZM203 146V145H202ZM246 146V145H245ZM244 145H242L241 147H245ZM253 146V145H252ZM251 146V148H253ZM258 146H259V144H258ZM4 147V146H3ZM187 147V146H186ZM196 147V146H195ZM262 147V146H261ZM260 147V148H261ZM262 147V148H263ZM13 148V147H12ZM15 148V147H14ZM142 148V147H141ZM144 148H145V146H144ZM148 148H149V146H148ZM158 148V147H157ZM156 148V149H157ZM180 148V147H179ZM182 148H184V146H182ZM207 148V147H206ZM250 148V149H251ZM259 148V147H258ZM147 149V148H146ZM155 149V150H156ZM177 149V148H176ZM186 149V148H185ZM188 149H190V147L188 148ZM255 149V148H254ZM257 149V148H256ZM5 151H6V149H4ZM140 150H142V149H140ZM151 150V149H150ZM150 150H148V151H150ZM155 150H153V151H155ZM158 150H161V149H158ZM174 150V149H173ZM192 150V149H191ZM246 150V149H245ZM14 151V150H13ZM17 151V150H16ZM19 151H20V148H19ZM174 151H176V150H174ZM194 151H196V149H194V150H192V152H194ZM201 151V150H200ZM256 151H258V150H256ZM1 152V151H0ZM7 152V151H6ZM18 152V151H17ZM21 152V151H20ZM150 152H152V151H150ZM179 152V151H178ZM185 152V151H184ZM207 152V151H206ZM255 152V151H254ZM254 152H252V153H254ZM261 152H263V151H261ZM260 152V153H261ZM16 153V152H15ZM179 153H181V151L179 152ZM182 153H183V151H182ZM181 153V154H182ZM187 153L189 154V152L187 151ZM201 153H202V151H201ZM244 150H239V155H238V159H237V162H238V160L240 159V158H242V157H244ZM247 153V152H246ZM259 153V152H258ZM96 154H98V152L96 153ZM176 154V153H175ZM263 154V153H262ZM4 155H5V153H4ZM8 154L6 153V155L5 156H7ZM12 155V154H11ZM177 155V154H176ZM195 155V154H194ZM197 155V154H196ZM2 156H3V154H2ZM14 156V155H13ZM17 156V155H16ZM254 156H256L255 154H254ZM8 157V156H7ZM180 157V156H179ZM184 157V156H183ZM257 157V156H256ZM258 157H260V156H258ZM262 157H263V155H262ZM261 157V158H262ZM4 158H6V157H4ZM10 158V157H9ZM184 159V158H183ZM185 159H187V158H185ZM259 159V158H258ZM257 159V160H258ZM182 160V159H181ZM250 160V159H249ZM248 160V161H249ZM251 160H252V158H251ZM250 160V161H251ZM261 160V159H260ZM2 161H5V164L4 165H6V161H8V158H7V160H2ZM13 161V160H12ZM247 161V162H248ZM182 162V161H181ZM186 162V161H185ZM256 162H259V160L258 161H256ZM2 163V162H1ZM1 163H0V165H1ZM260 163H263V162H260ZM8 164V163H7ZM13 164V162L11 163V165ZM237 164V163H236ZM11 165L9 166V165H7L8 167H11ZM14 165V164H13ZM210 165V164H209ZM3 166V165H2ZM243 166V165H242ZM256 166V165H255ZM238 167H239V163H238ZM249 167V166H248ZM251 167V166H250ZM253 167V166H252ZM262 166H260V168H261ZM1 168V167H0ZM209 168V167H208ZM213 168V167H212ZM212 168L211 169H209V170H212ZM257 168V167H256ZM2 169V171H4L3 170V168H1ZM6 170V173L9 171V169L8 168H5ZM8 169V170H7ZM214 169V168H213ZM254 169V168H253ZM253 169H251L249 172L250 173H252V170ZM258 169V168H257ZM256 170V169H255ZM1 171V172H2ZM4 171V172H5ZM3 172V173H4ZM207 172H208V170H207ZM206 172V173H207ZM209 173V172H208ZM212 173V172H211ZM249 173V175H251ZM254 173V172H253ZM263 174V173H262ZM203 175V174H202ZM247 175H248V173H247ZM248 175V176H249ZM208 176V175H207ZM247 176V177H248ZM252 176V175H251ZM206 177V176H205ZM242 177H243V175L240 177L241 179H242ZM246 177V176H245ZM260 178V177H259ZM251 179V178H250ZM249 179V180H250ZM255 179V178H254ZM247 180V179H246ZM3 181V180H2ZM255 181H257V180H255ZM260 181V180H259ZM256 183V182H255ZM0 184H2L1 182H0ZM233 184H235V190H237V188H238V184L239 183H233ZM241 186V185H240ZM246 187V186H245ZM248 187H246V189H247ZM238 191V190H237ZM240 192H242V191H240ZM246 192V191H245ZM230 193H231V191H230ZM3 194V193H2ZM198 194V193H197ZM243 194V193H242ZM91 195V194H90ZM93 195V194H92ZM235 195H236V193H235ZM239 195V194H238ZM223 196H226V195H223ZM222 196V197H223ZM228 196V195H227ZM233 196V195H232ZM194 197V196H193ZM238 197V196H237ZM223 198H225V197H223ZM226 198H229V197H226ZM231 200V199H230ZM232 201H233V199H232ZM88 202V200H86L85 201V203H87ZM231 202V201H230ZM106 203H109V202H106ZM106 203H104V204H106ZM87 204H89V206H90V204H91V202H89V203H87ZM93 204V203H92ZM97 204V203H96ZM206 204H208V203H206ZM107 205V204H106ZM204 206V205H203ZM104 207H106V206H104ZM202 207V206H201ZM200 207V208H201ZM209 207V206H208ZM92 208V207H91ZM94 208V207H93ZM99 208V207H98ZM101 208V207H100ZM226 208H228V207H226ZM109 209V208H108ZM205 209V208H204ZM233 209V208H232ZM232 209H230V211H232ZM82 211H83V209H81ZM85 210V209H84ZM106 210V209H105ZM197 210V209H196ZM203 210V209H202ZM237 210V209H236ZM97 211V210H96ZM102 211V210H101ZM109 211V210H108ZM216 211V210H215ZM221 211V210H220ZM226 211H227V209H226ZM78 212V211H77ZM81 212V211H80ZM87 212V211H86ZM93 212V211H92ZM223 212V211H222ZM227 212H229V211H227ZM231 213H233V212H231ZM88 214V213H87ZM90 214V213H89ZM91 214H93V213H91ZM95 214V213H94ZM98 214V213H97ZM103 214V213H102ZM107 214V213H106ZM214 214V213H213ZM225 214L226 213H224V216H225ZM86 215V214H85ZM199 215V214H198ZM198 215H196L197 217H198ZM238 215V214H237ZM78 216V215H77ZM98 216H99V214H98ZM97 216V217H98ZM208 216H210L209 214H207V216H205V219H207L206 217H208ZM227 216V215H226ZM225 216V217H226ZM240 216V215H239ZM92 217V216H91ZM94 217V216H93ZM95 217H96V215H95ZM238 217V216H237ZM79 218V217H78ZM202 218V217H201ZM203 218H204V216H203ZM218 218V217H217ZM222 218H223V216H222ZM230 218V217H229ZM77 219V218H76ZM85 218H83V219H81V220H84ZM99 219V218H98ZM198 219V218H197ZM214 219H215V217H214ZM91 220V219H90ZM226 220V219H225ZM237 220V219H236ZM201 221V220H200ZM227 221V220H226ZM85 222H87V221H85ZM205 222V221H204ZM220 222V221H219ZM224 222V221H223ZM233 222H235V221H233ZM238 222V221H237ZM240 222V221H239ZM238 222V223H239ZM236 223V222H235ZM87 224H90V223H87ZM183 224V223H182ZM185 224V223H184ZM206 224H207V221H206ZM186 225V224H185ZM195 225V224H194ZM196 225H197V222H196ZM199 225V224H198ZM216 225V224H215ZM238 225V224H237ZM217 226H219V225H217ZM225 226H227L226 224H225ZM196 227V226H195ZM198 227V226H197ZM188 228H190V227H188ZM191 228H194V227H191ZM207 228V227H206ZM220 228H222V227H220ZM219 228V229H220ZM225 227H223V229H224ZM227 228V227H226ZM232 228V227H231ZM237 228V227H236ZM195 229V228H194ZM204 229V228H203ZM226 230V229H225ZM194 231V230H193ZM198 231V230H197ZM221 231H222V229H221ZM228 231V230H227ZM236 231V230H235ZM234 231V232H235ZM209 232V231H208ZM217 232V231H216ZM214 233V234H218L219 232H217V233ZM232 232H233V230H232ZM231 232V233H232ZM185 233V232H184ZM187 233H188V230H187ZM187 233L185 234V235H187ZM225 233V232H224ZM208 234V233H207ZM226 234H228L227 232H226ZM233 234V233H232ZM176 235V234H175ZM230 235V234H229ZM227 236V235H226ZM208 237V236H207ZM213 237H214V235H213ZM219 237V236H218ZM14 238H15V236H14ZM219 239V238H218ZM224 239H225V237H224ZM213 240H215V237H214V239ZM212 240V242H214ZM16 241H17V239H16ZM216 241V240H215ZM15 242V241H14ZM17 243V242H16ZM217 243V242H216ZM204 244V243H203ZM210 244V243H209ZM218 244V243H217ZM18 245V244H17ZM212 245H213V243H212ZM215 245V244H214ZM13 246V245H12ZM16 246V245H15ZM219 246V245H218ZM216 247V246H215ZM214 247V248H215ZM18 248V247H17ZM197 249H199V247L198 248H196V251H197ZM213 249V248H212ZM208 252V251H207ZM214 252V251H213ZM194 253V252H193ZM198 254V253H197ZM204 254V253H203ZM202 254V255H203ZM193 255V254H192ZM201 255V256H202ZM207 255V254H206ZM211 255V254H210ZM194 256H196L195 254H194ZM198 256V255H197ZM199 256H200V254H199ZM206 257V256H205ZM209 257V254H208V256H207V258ZM214 263V262H213ZM217 264V263H216Z\"/></svg>","mask_w":264,"mask_h":264}]
</instances>
